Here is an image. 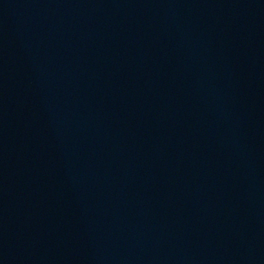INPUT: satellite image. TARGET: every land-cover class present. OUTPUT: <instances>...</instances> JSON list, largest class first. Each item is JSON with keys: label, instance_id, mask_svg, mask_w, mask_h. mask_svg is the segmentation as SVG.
<instances>
[{"label": "water", "instance_id": "water-1", "mask_svg": "<svg viewBox=\"0 0 264 264\" xmlns=\"http://www.w3.org/2000/svg\"><path fill=\"white\" fill-rule=\"evenodd\" d=\"M0 264H264V0H0Z\"/></svg>", "mask_w": 264, "mask_h": 264}]
</instances>
